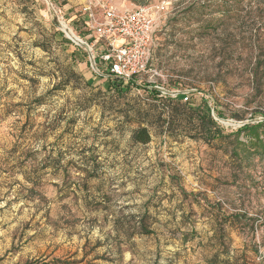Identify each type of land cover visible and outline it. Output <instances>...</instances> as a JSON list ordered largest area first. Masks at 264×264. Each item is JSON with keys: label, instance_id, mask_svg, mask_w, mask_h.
<instances>
[{"label": "rangeland", "instance_id": "obj_1", "mask_svg": "<svg viewBox=\"0 0 264 264\" xmlns=\"http://www.w3.org/2000/svg\"><path fill=\"white\" fill-rule=\"evenodd\" d=\"M223 1L0 0V264H264V159L235 167L229 137L264 120V0L206 29ZM99 3L154 8L140 82L163 95L104 77L107 41L83 30ZM167 94L189 95L171 117ZM205 108L223 129L211 143ZM49 157L64 167L33 184Z\"/></svg>", "mask_w": 264, "mask_h": 264}, {"label": "built area", "instance_id": "obj_2", "mask_svg": "<svg viewBox=\"0 0 264 264\" xmlns=\"http://www.w3.org/2000/svg\"><path fill=\"white\" fill-rule=\"evenodd\" d=\"M98 8L101 10L102 19L96 15L91 5L83 11L88 18L86 23L88 30L98 40L107 41L106 50L97 55L105 72V78L119 79L125 84L131 81L140 82L141 78L147 76L150 80L154 79L155 72L150 67L157 28L154 8L140 6L119 12L107 3H99ZM72 41L78 46L85 44L80 40ZM92 47L94 48V45ZM176 95L173 97L175 98ZM188 100L186 96L184 101Z\"/></svg>", "mask_w": 264, "mask_h": 264}, {"label": "trees", "instance_id": "obj_3", "mask_svg": "<svg viewBox=\"0 0 264 264\" xmlns=\"http://www.w3.org/2000/svg\"><path fill=\"white\" fill-rule=\"evenodd\" d=\"M245 1L255 2L259 0H225L223 1L222 9L219 10L220 18H213L209 22L208 26H206L207 27L206 29L212 27L213 30H216L214 21L217 23V26L218 25L224 26L225 19L231 20L235 17L239 18V16L237 15L231 16V13L234 11L235 7L240 6ZM206 8L207 7H204L205 9L204 11L209 12L210 14L208 15L212 17L214 12L211 10V8H208L209 10H206ZM72 75H76V73L74 72L72 73ZM106 79L112 83V87L116 91H120L123 87L135 88V89L144 88L143 85H141L142 82L131 81L130 83L125 84L122 80H119V79L110 78V77H106ZM67 80L70 82V78H68ZM144 89H147L146 92L148 95H154L155 98H157L156 95H159V94L163 95V92L159 90L160 88L156 86H150ZM186 95L187 94H177L175 98H173L169 94L164 95L163 97L166 99L164 100V103L168 105L164 108V111L168 112V115L171 117L169 106L174 104V102H177V100L179 99L180 101L178 100L175 107L177 108L183 107V106H179L178 103H181V99L183 97H186ZM187 96L189 98V95ZM187 111L190 112L188 115L192 114L191 110H187ZM193 112H194L193 114L195 115L197 114V116L199 117L201 121L200 123L201 136L207 143H211L212 141H215L218 138H222L223 129L218 124V122L214 119L210 108L209 109L205 108V112L198 111L196 113L195 110H193ZM229 137L232 142L231 143V159L234 162L235 167L241 168L243 162L246 160H249L251 157H259L260 159H264V120L261 122H257L255 124H247L244 127L238 129L232 135H229ZM132 140L136 144H148L151 142V137L146 128H140L133 132ZM92 163L94 165V172L92 173V175L95 176L97 175L96 159H93ZM62 167L64 166L62 164L61 159H53L52 157H49L47 159L46 164L39 165L38 169L34 168L33 170L36 176V179L38 180L36 182L35 180L31 178L29 180L32 181L33 184L38 185L40 183L39 182L40 175H41L39 174L40 171H44L48 168H54L55 170H59ZM145 217L146 215L143 216L140 220L139 230L141 234L150 235L153 232L146 226ZM234 219H239V217L236 216V218Z\"/></svg>", "mask_w": 264, "mask_h": 264}, {"label": "crops", "instance_id": "obj_4", "mask_svg": "<svg viewBox=\"0 0 264 264\" xmlns=\"http://www.w3.org/2000/svg\"><path fill=\"white\" fill-rule=\"evenodd\" d=\"M102 15V14H101ZM100 19H102V17L100 18ZM83 30H88V26H87V24L85 23V27H83ZM81 36V35H80ZM85 36H88V35H85Z\"/></svg>", "mask_w": 264, "mask_h": 264}, {"label": "bare ground", "instance_id": "obj_5", "mask_svg": "<svg viewBox=\"0 0 264 264\" xmlns=\"http://www.w3.org/2000/svg\"><path fill=\"white\" fill-rule=\"evenodd\" d=\"M78 41V40H77Z\"/></svg>", "mask_w": 264, "mask_h": 264}]
</instances>
